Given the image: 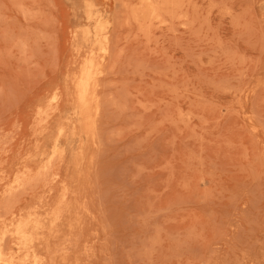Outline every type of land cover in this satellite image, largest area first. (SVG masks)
<instances>
[{"label": "rangeland", "instance_id": "rangeland-1", "mask_svg": "<svg viewBox=\"0 0 264 264\" xmlns=\"http://www.w3.org/2000/svg\"><path fill=\"white\" fill-rule=\"evenodd\" d=\"M0 216V264H264V0H0Z\"/></svg>", "mask_w": 264, "mask_h": 264}, {"label": "bare ground", "instance_id": "bare-ground-1", "mask_svg": "<svg viewBox=\"0 0 264 264\" xmlns=\"http://www.w3.org/2000/svg\"><path fill=\"white\" fill-rule=\"evenodd\" d=\"M183 1V0H182ZM175 2V1H174ZM180 2V1H178ZM150 3V2H149ZM151 7V5H149ZM149 7V8H150ZM151 9V8H150ZM91 12V11H90ZM153 12V11H152ZM91 14V13H90ZM100 23V22H99ZM99 26V25H98ZM101 27V26H99ZM99 29V28H98ZM102 29V28H101ZM89 30V29H88ZM99 31V30H98ZM101 33V32H100ZM105 35V34H104ZM103 39V38H102ZM104 39H106L104 37ZM103 39V40H104ZM105 41V40H104ZM109 41V40H107ZM100 43V42H99ZM102 47H103V43H102ZM106 47V46H105ZM108 47V46H107ZM104 49V47H103ZM96 51V50H95ZM105 51V49L103 50ZM102 52V51H101ZM106 52L108 53V50H106ZM96 53V52H95ZM93 52V54L91 55V57H89V59L85 62V64H82V70L81 73L76 81V90H77V104L78 106L81 108L82 112L84 113V127L89 131V133L94 134L95 133V117L94 114H90V117L87 116L88 113L91 112V110L94 108V101L98 98L97 95V90L91 89V84L93 82V80L95 79V75L97 73V69L99 67V61H98V56ZM88 54V52H87ZM100 54V53H99ZM98 54V55H99ZM86 60V59H85ZM99 73V72H98ZM76 77V78H77ZM75 81V80H74ZM73 81V82H74ZM75 90V91H76ZM42 109V108H41ZM97 109V108H96ZM93 115V116H92ZM43 118V117H42ZM40 119V118H39ZM43 121V119H42ZM41 122V120L39 121ZM39 124V123H38ZM61 131V130H60ZM53 162V161H52ZM40 174V173H39ZM29 176V175H28ZM28 176H26L27 178H22L20 176L19 180L14 182L16 184H19L18 186H23L25 184H27L28 182L32 181L34 178H28ZM19 177V176H17ZM16 177V178H17ZM38 177V176H37ZM40 179H42V175L39 176ZM15 180V179H14ZM13 180V181H14ZM16 185V188L18 187ZM15 187V186H14ZM8 192V191H7ZM6 216V215H5ZM1 217V216H0ZM13 218V217H12ZM2 219V218H1ZM5 229V228H4ZM4 231V230H3ZM19 234H21V236L25 235V224L22 222L19 227H18V231ZM46 232V231H45ZM4 234H6V229L5 232H3ZM9 236V234H8ZM6 236V237H8ZM3 236L0 235V261L3 263H6V256L9 253V250L7 247H5L8 243L3 242ZM4 243V244H3ZM6 243V244H5ZM5 245V246H3ZM8 246V245H7ZM21 257V256H20ZM27 261L31 260L33 261L34 264H40L39 263V258L37 256V254H30V253H26L25 255ZM23 259V258H22ZM51 259V257L49 258ZM24 260V259H23ZM45 264V263H44Z\"/></svg>", "mask_w": 264, "mask_h": 264}]
</instances>
